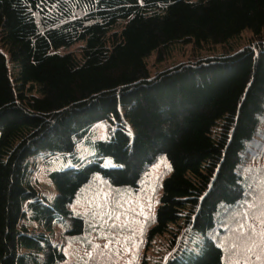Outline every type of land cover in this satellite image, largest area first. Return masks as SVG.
I'll use <instances>...</instances> for the list:
<instances>
[{
    "label": "trees",
    "instance_id": "1",
    "mask_svg": "<svg viewBox=\"0 0 264 264\" xmlns=\"http://www.w3.org/2000/svg\"><path fill=\"white\" fill-rule=\"evenodd\" d=\"M246 30L242 47L149 69L153 52ZM103 119L109 136L76 156ZM263 119L264 0H0V264L64 262L55 226L84 232L81 189L95 175L137 189L159 157L169 170L146 241L167 236L169 254L140 264H225L221 209L245 194ZM40 157L70 159L48 173L52 199L33 176Z\"/></svg>",
    "mask_w": 264,
    "mask_h": 264
},
{
    "label": "rangeland",
    "instance_id": "2",
    "mask_svg": "<svg viewBox=\"0 0 264 264\" xmlns=\"http://www.w3.org/2000/svg\"><path fill=\"white\" fill-rule=\"evenodd\" d=\"M251 40V33L246 30L227 45H204L195 49L191 43L177 44L164 60L157 61L153 52L148 56L147 63L153 74L173 63L236 49ZM78 45L70 49L77 50ZM109 132L110 123L106 119L96 122L88 134L77 142L75 155L87 160L93 150V142L106 139ZM253 141L251 152L243 165L245 194L235 205L221 209L222 227L219 229L218 241L223 247L225 264H235L237 253L233 251L234 245L249 235L260 246L253 254L252 264H264V238L261 236L264 233V119ZM36 162L34 179L41 192L52 199L56 190L48 173L67 165L70 159L61 162V158L57 157L48 160L40 157L36 158ZM168 170V162L159 157L148 167L137 189L115 188L100 176H93L71 205L72 210L86 220L84 232L70 236L65 234L60 225L55 226L54 239L62 244L66 253V260L61 264H94L96 260L97 264H140L144 254L151 263L166 258L169 254L167 236L156 237L148 244L146 231L158 204L162 179ZM117 216L119 219H116ZM106 244L109 247H104ZM257 257L261 259L257 260Z\"/></svg>",
    "mask_w": 264,
    "mask_h": 264
},
{
    "label": "snow or ice",
    "instance_id": "3",
    "mask_svg": "<svg viewBox=\"0 0 264 264\" xmlns=\"http://www.w3.org/2000/svg\"><path fill=\"white\" fill-rule=\"evenodd\" d=\"M116 219H119L117 216ZM115 227V225H113ZM241 228H243V225H241ZM254 231V230H253ZM262 238H264V233L261 234ZM99 247V246H97ZM104 247H109L108 244L104 245ZM257 247H260L256 244L255 240L252 238L251 235L247 236L246 238H242L240 240V243L237 245H234L233 251L237 253V259L235 264H252V257L255 253V250ZM89 256L91 257V253H89ZM260 257H257V260H260Z\"/></svg>",
    "mask_w": 264,
    "mask_h": 264
}]
</instances>
